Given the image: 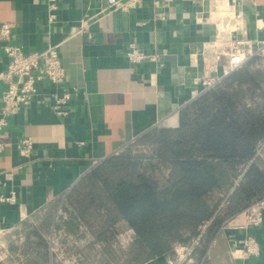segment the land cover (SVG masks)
<instances>
[{
  "label": "crops",
  "instance_id": "obj_1",
  "mask_svg": "<svg viewBox=\"0 0 264 264\" xmlns=\"http://www.w3.org/2000/svg\"><path fill=\"white\" fill-rule=\"evenodd\" d=\"M226 1L239 14L237 35L254 43L264 40V0ZM101 3L57 0L55 21L49 23L46 0H0V24L10 28L8 39L0 37V72L8 63L5 44L24 52L59 44L65 86L75 88L60 115L52 109V94H61L62 88L39 82L37 99L45 102L34 101L9 117L0 153V195L14 192L15 202H0L1 227H24L41 214L47 229L59 199L115 150L154 127H177L180 110L193 100L194 80L202 74V49L227 20L218 8L220 0H172L163 6L143 0L137 8L95 17L88 25L90 40L73 33ZM131 42L160 53L159 60L130 62L125 50ZM3 87L0 83V96ZM25 137L33 141L29 157L16 148ZM251 233L260 247L255 258L231 256V239L241 238L243 231H218L196 248L189 264H264V216ZM24 234V254L37 258L30 262L47 264L35 235L31 242V230ZM165 262L159 256L143 264Z\"/></svg>",
  "mask_w": 264,
  "mask_h": 264
},
{
  "label": "trees",
  "instance_id": "obj_2",
  "mask_svg": "<svg viewBox=\"0 0 264 264\" xmlns=\"http://www.w3.org/2000/svg\"><path fill=\"white\" fill-rule=\"evenodd\" d=\"M252 63L184 106L177 127H154L133 141L146 149L134 153L128 144L82 177L65 197L74 212L66 230L74 232L80 218L107 244L130 228L128 262L143 264L171 254L174 243H188L208 222L203 245L225 220L264 196V150L235 184L240 166L264 140V69ZM215 191L225 193L221 206L210 203ZM31 232L48 262L46 242Z\"/></svg>",
  "mask_w": 264,
  "mask_h": 264
},
{
  "label": "built area",
  "instance_id": "obj_3",
  "mask_svg": "<svg viewBox=\"0 0 264 264\" xmlns=\"http://www.w3.org/2000/svg\"><path fill=\"white\" fill-rule=\"evenodd\" d=\"M143 0H102V6L99 10L87 16L80 21V24L73 33H84L86 39L90 40L92 34L88 31L89 22L99 15H106L114 10H129L137 8L141 5ZM172 0H153L155 6H163ZM227 2V1H226ZM229 5V3L227 2ZM47 6V21L53 23L56 18L55 11L58 7L57 0H46ZM230 6V5H229ZM232 8V7H230ZM232 14L235 19H239V14H236L232 9ZM162 14H159V16ZM240 20V19H239ZM241 23L236 22L231 27H225L223 35L217 34L215 39L205 45L202 49V74L195 78L193 99L213 88L219 84L223 77H225L232 70L237 69L247 63L249 60H255L257 57L264 55V40L260 42H253L250 39L237 35L240 31ZM10 35V28L8 24H0V37L8 39ZM4 54L8 57V63L2 72H0V83L4 85L0 96V153L4 149L5 138L3 137L4 129L8 125V119L11 115L17 113L21 107L29 105L30 103L45 102L44 99H37L39 90L37 83H49L53 86L62 88L61 94H52L54 104L52 109L56 114H64V105L70 99L71 94H74L75 88L69 90L65 86L66 73L60 60L59 44H49L42 50L32 52H24L21 47L5 44L2 46ZM126 58L132 63H140L143 61L157 62L160 58V53L147 52L143 48L137 46L134 42L127 45L125 50ZM264 68V63H263ZM132 142V141H130ZM129 142V143H130ZM115 150L111 156L119 154L124 147ZM33 147V141L29 137L21 138L16 148L18 153L23 157H29ZM264 150V140L257 144L254 157L246 164L240 166V172L235 180V184L245 172L248 165L255 158H262V151ZM98 161H94L96 165ZM260 165L261 163H256ZM0 202L14 203V192L7 195H0ZM70 208H64L60 205L55 211L49 227L44 230L39 218L29 219L28 224L35 228L39 235L47 244L49 264H54V245L61 237H70L76 240L84 241L86 244L97 242L96 246L102 249L104 242L98 240L92 229L84 224L80 218H75L76 229L74 232H68L65 227V221L70 214H74ZM264 216V196L252 200V202L237 212L232 217L225 220L221 226V231H243L241 238H234L232 240L231 256L235 260H245L247 258H255L260 253V247L257 239L251 233V229L258 227ZM208 222L199 226L198 234L190 239L188 243L176 242L172 245V253L166 255L167 264H189L193 262V254L198 248L204 238V232ZM18 229V228H17ZM16 228L1 227L0 226V263L9 264L6 261L16 257L15 264H26L25 254L19 249L24 237L22 234L17 236V242L20 243L16 249V253L12 252L9 244L6 243V235H10L15 239ZM23 233L25 230L22 231ZM134 239V232L127 228L124 231L115 232L109 240V246L112 251L119 252L126 249ZM23 253V254H22ZM25 256V257H24ZM11 264V263H10ZM28 264V263H27Z\"/></svg>",
  "mask_w": 264,
  "mask_h": 264
},
{
  "label": "rangeland",
  "instance_id": "obj_4",
  "mask_svg": "<svg viewBox=\"0 0 264 264\" xmlns=\"http://www.w3.org/2000/svg\"><path fill=\"white\" fill-rule=\"evenodd\" d=\"M231 21H232L231 19L227 18L225 24L223 23L224 29L225 27H230ZM263 63H264V55L257 57L255 60H253L252 67L254 69H264ZM129 146H130L129 149L134 153L140 152L141 149H146L145 146L141 147L136 144H133V141L129 143ZM260 166L264 167V165H260ZM223 196H225L224 192H221V191L213 192V194L210 197V203L215 204L216 202L219 201V205L221 206L223 204V200H222L224 198ZM219 198H222V199L220 200ZM60 205L63 206V209L67 207L72 209L71 206L67 203L65 196H63L62 199H59V202L55 207L54 213ZM71 211L73 212V210ZM34 229L35 228H33L30 224H28V225H25L24 227L21 226V227H18V229L16 228L15 232H13V234L15 235V239L12 238L10 235L4 236L5 241L6 243L9 244L11 251L16 253L17 251L16 249H18L16 247L20 244V243H16L17 242L16 238L19 234H22L24 237V240L19 248L22 252V249L24 248V245H25V241L27 240V238L25 237V234L22 231L23 230L30 231ZM43 229L46 230V228H43ZM33 235L34 234L29 236L30 238L28 237L29 241L31 242L35 240V237ZM76 241L77 242L75 243L74 239L70 237H64V238L61 237L59 238V240H57V244L54 245L55 247L54 261H53L54 264H133V263L128 262V257H130V254L126 253L127 248L119 252L113 251L112 253L110 252V249H106L107 248L106 246H109L108 243L107 244L103 243L102 249L100 250L99 247L96 246L97 244L96 241H94L95 244L94 243L86 244L84 243V241H79V240H76ZM14 247L16 249L12 250ZM16 257L17 256H13V258L6 261V263L15 264ZM36 259L37 258L35 257L33 258V256L25 257V260H27L28 264H30V261L32 262L36 261ZM47 264H49V259H48ZM164 264H167V263L165 262Z\"/></svg>",
  "mask_w": 264,
  "mask_h": 264
},
{
  "label": "bare ground",
  "instance_id": "obj_5",
  "mask_svg": "<svg viewBox=\"0 0 264 264\" xmlns=\"http://www.w3.org/2000/svg\"><path fill=\"white\" fill-rule=\"evenodd\" d=\"M230 7L231 6H229L227 4L226 0H220V3H219L218 8L222 11V13L225 16V18L227 17L228 19H231L232 20L230 22V27H231L236 22H235V18L233 16V14H232V8H230ZM223 30H224V27L223 26H222V28L220 27L219 34L223 35Z\"/></svg>",
  "mask_w": 264,
  "mask_h": 264
}]
</instances>
